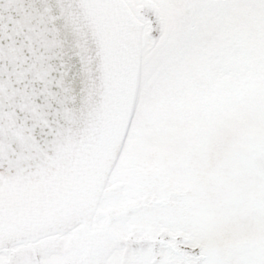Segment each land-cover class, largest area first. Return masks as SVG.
<instances>
[{"label": "snow or ice", "instance_id": "obj_1", "mask_svg": "<svg viewBox=\"0 0 264 264\" xmlns=\"http://www.w3.org/2000/svg\"><path fill=\"white\" fill-rule=\"evenodd\" d=\"M0 264H264V0H0Z\"/></svg>", "mask_w": 264, "mask_h": 264}]
</instances>
